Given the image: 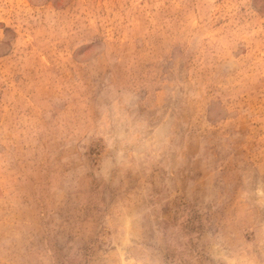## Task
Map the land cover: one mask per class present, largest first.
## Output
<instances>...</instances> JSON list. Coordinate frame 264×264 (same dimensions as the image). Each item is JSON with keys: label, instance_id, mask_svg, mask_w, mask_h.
<instances>
[{"label": "rangeland", "instance_id": "374dc122", "mask_svg": "<svg viewBox=\"0 0 264 264\" xmlns=\"http://www.w3.org/2000/svg\"><path fill=\"white\" fill-rule=\"evenodd\" d=\"M0 264H264V0H0Z\"/></svg>", "mask_w": 264, "mask_h": 264}]
</instances>
